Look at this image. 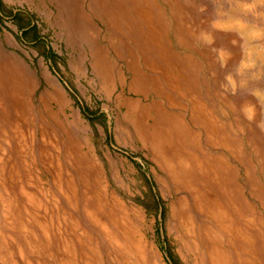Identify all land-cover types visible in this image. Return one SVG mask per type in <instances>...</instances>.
<instances>
[{"label": "rangeland", "instance_id": "rangeland-1", "mask_svg": "<svg viewBox=\"0 0 264 264\" xmlns=\"http://www.w3.org/2000/svg\"><path fill=\"white\" fill-rule=\"evenodd\" d=\"M7 1L0 264H264V0Z\"/></svg>", "mask_w": 264, "mask_h": 264}, {"label": "crops", "instance_id": "crops-1", "mask_svg": "<svg viewBox=\"0 0 264 264\" xmlns=\"http://www.w3.org/2000/svg\"><path fill=\"white\" fill-rule=\"evenodd\" d=\"M23 2H25V3H27V4H30V2L32 1V0H22ZM4 2L5 3H9V1H7V0H4ZM76 11L77 9L75 8V7H73L72 6V4H70V1L69 0H63V11H66V12H68L69 11V13L70 12H72V11ZM69 13H67L66 14V16H67V18H69V22H70V26L69 27H67L66 25V28L65 29H63V32L65 31V33H69V34H72L73 32L75 33V34H80V32H81V30H82V28H81V26H80V20H81V18H75V19H73V18H71L72 17V15H69ZM141 15H142V13H141ZM143 17V16H142ZM144 17L146 18V19H151V17L149 16V12L148 11H146L145 10V15H144ZM113 20V19H112ZM116 20L114 19L113 20V22L111 23L112 25H114L115 26V28H117L118 30H120L121 28V26H123V24L122 23H124V25H125V28L128 30V31H130L131 30V27H132V24L131 23H129V25L131 26L130 27V29H128V24H127V22L125 21V18H124V20H122V21H116L118 24H116V22H115ZM111 25V26H112ZM118 27H117V26ZM151 25H153V23L151 24ZM113 27V26H112ZM123 30V29H122ZM132 31V30H131ZM150 34H151V36H153L154 37V39L155 40H157V34L155 33V30H153L152 28H151V31L149 32ZM154 33L156 34V36L154 35ZM93 57H94V59H95V61H99V59H98V57H97V55H93ZM98 64L100 65V63L98 62ZM104 69H105V72H106V74H105V76L106 75H108V67H106V65L104 66ZM133 69V68H132ZM133 72H134V75H135V77H136V81L137 80H139V77H137V72H136V70H133ZM135 80V79H134Z\"/></svg>", "mask_w": 264, "mask_h": 264}, {"label": "bare ground", "instance_id": "bare-ground-1", "mask_svg": "<svg viewBox=\"0 0 264 264\" xmlns=\"http://www.w3.org/2000/svg\"><path fill=\"white\" fill-rule=\"evenodd\" d=\"M160 147V146H159ZM183 171V170H182ZM174 173V170H172V171H169V170H167V174H169V175H171V173ZM192 190H190L189 191V193L191 194V196H192V198H193V200H194V202H197L198 200H197V194H198V192H196L195 191V189H193V188H191ZM223 262L221 261V259L220 258H218V264H222Z\"/></svg>", "mask_w": 264, "mask_h": 264}]
</instances>
